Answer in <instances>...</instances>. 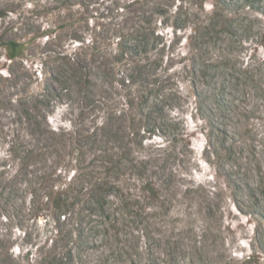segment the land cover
<instances>
[{
	"label": "rangeland",
	"instance_id": "obj_1",
	"mask_svg": "<svg viewBox=\"0 0 264 264\" xmlns=\"http://www.w3.org/2000/svg\"><path fill=\"white\" fill-rule=\"evenodd\" d=\"M0 12V264H264V0Z\"/></svg>",
	"mask_w": 264,
	"mask_h": 264
},
{
	"label": "trees",
	"instance_id": "obj_2",
	"mask_svg": "<svg viewBox=\"0 0 264 264\" xmlns=\"http://www.w3.org/2000/svg\"><path fill=\"white\" fill-rule=\"evenodd\" d=\"M2 14H3V12H0V15H2ZM52 33H53L52 30L51 31L46 30L40 36H46V38H49V36L51 37ZM53 38H56V35H54ZM1 44L4 47V50H6V57L9 60H14V59L22 57V53H23V49H24V45L22 43H17L14 40L9 39V40L2 41ZM117 46H119V47L114 52L115 55L117 54L118 57L123 56V55H128V53H126L127 49L129 48L128 46H126L122 42H119L117 44ZM81 62H83V60ZM79 63L80 62L75 61L74 64L77 68L78 67L83 68V65L80 66ZM88 76L89 75L87 73H84L83 81L81 83V85L84 89L85 88L87 89L88 84L90 83L88 80ZM154 99L157 100V96L154 97ZM68 192H69V187L65 185L63 188L56 190L50 199L51 204L54 207V212H55V215L52 217V219H53L55 227H56L55 228L56 236H58L61 233L60 229H59V223H64L66 221V219H67L66 213H68V208L71 205H74V202H72L70 200ZM4 193L5 192L2 189V191H0V203L6 199V196L3 195ZM35 215H36V213H35ZM26 251L28 252V249H26Z\"/></svg>",
	"mask_w": 264,
	"mask_h": 264
}]
</instances>
